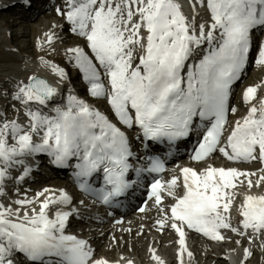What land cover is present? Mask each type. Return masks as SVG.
Segmentation results:
<instances>
[{"label":"snow or ice","instance_id":"1","mask_svg":"<svg viewBox=\"0 0 264 264\" xmlns=\"http://www.w3.org/2000/svg\"><path fill=\"white\" fill-rule=\"evenodd\" d=\"M64 4L57 14L85 41L84 47L67 49L69 59L82 73L88 94L105 101L113 118L70 89L63 95L45 78L33 74L17 79L5 94L13 107L23 110L27 122L0 113V196L9 170L23 166L24 158L43 153L57 168L71 166L82 192L112 205L135 190L131 173L139 177L165 171L158 156L149 157L143 167L134 166L132 160L140 157L121 126L138 129L136 139L145 147L165 141L171 146L196 132L199 138L191 156L196 162L219 152L234 163L264 165V98L253 103L257 87L246 88L242 100L249 105L247 113L229 124V112H236L229 105L233 85L248 64L253 32L264 29V0H189L191 16L179 0H64ZM45 37L51 44L55 34ZM42 62L60 82L67 79L64 68ZM255 63L264 66V45ZM57 97L62 98L56 101ZM260 171L264 173V167ZM30 172L24 166L18 179ZM100 174L103 184L97 188L90 181ZM253 176L255 172L238 168L208 166L199 172L183 167L168 181L153 179L149 198L156 205H162L165 196L174 201L168 211L160 208L164 215L157 224L160 230L167 225L178 234L181 264L187 251L186 229L213 241L225 239L222 229L240 236L248 230L253 237L264 235V195L250 194L264 183V175L255 183ZM245 183L248 192L238 209L241 231L229 218L236 189ZM181 186L183 194L177 196ZM13 204L0 203V264H17L20 256L27 264H110L94 256L87 240L66 231L77 209L69 207L72 197L64 190L44 189L35 198L16 199ZM250 255L245 248V259ZM152 258L164 264L155 254Z\"/></svg>","mask_w":264,"mask_h":264},{"label":"bare ground","instance_id":"2","mask_svg":"<svg viewBox=\"0 0 264 264\" xmlns=\"http://www.w3.org/2000/svg\"><path fill=\"white\" fill-rule=\"evenodd\" d=\"M16 1L17 0H0V3H2L0 5V11L3 12V10H5V8H9L10 9L11 8L10 6H14L15 4H17V3L13 4ZM179 2L182 5V9H183L184 13L186 15H188V16H191L192 15V8H191V6L189 4V0H179ZM49 6L46 4L45 7H43V9H42V12L46 13L44 15V18H45V21H47V24H46L47 28H45L44 31L42 29H40L39 32H38L40 34V41L41 42L39 43L40 45H38L36 50H38V55L40 57L41 56L42 57H41L40 60H31L32 63L29 60H25L26 62L23 65H19V68L17 70H15V72L7 73L5 76L8 77L7 82H9L8 86H10L8 89H10L12 87V85L16 82V80L19 78L20 74L24 76V78L22 77L21 79H26L27 76L35 74L37 76L39 75L40 77L47 79L51 84H53V86H56V87H58L61 90L62 82L59 81V77H56L51 72L50 68L47 67L42 61H48V62L53 63V64H55V65H57L59 67L61 65H64V66L70 65V66H72V69L69 71L70 73H72L71 71L74 70V68H75L74 61H70V59H69L70 54L67 52V49L72 48V47H77L78 45L75 44L74 42H72L73 45H70L68 40H64V36L65 37H68V36L70 37L71 35H73V33H71L70 26L67 24V22H66V20L64 18H63V21H62V25H61L60 22H55L56 24H54L52 22V20H49L51 18V14L53 13V12H49L51 10V7H49ZM197 10L200 11L201 13H203L202 9L197 8ZM35 17H36V14L28 12L27 14H23L21 16V21H19V22L18 21L17 22L14 21L15 22L14 28L15 29H21V33L19 34L20 36H18L17 41H20V40H24L25 41L27 39L26 40V45L27 46H32L31 35L29 33H30V30L33 31V27H32V25H29V24H34V25L38 26L37 23H39L38 21H35ZM198 20H199V18H198ZM25 21L28 23L27 25L24 24ZM61 28H62V30L64 31L65 34L64 33L63 34L60 33L62 31ZM46 33H54L55 34V39L54 40L57 41V42L61 41V42H59L57 44V46H60L61 43H63L64 45L67 43L65 45L66 47L64 48L65 51L62 53L63 59H61L60 56L56 57V55H54L53 52H51L48 47H43V46L46 45V37H45ZM14 35H16V34H14ZM63 40L66 43L63 42ZM0 41H1V43L5 42V41L7 42V45H6L7 47L6 48L11 53V54H9L11 57H6L5 61L15 60V61H18V62H22L21 60H23V57H25L26 55L24 56L16 48H13V47L11 48V45H10V42H9L7 36H6V38H5V36L0 38ZM12 41H13V39H12ZM252 58L254 60H256L257 59V55L254 54ZM249 65H250L249 68L252 69L253 72H251L250 75L248 76L249 77V82L248 83H252V84H249V85L256 86L258 88V91L262 92L261 89H264V80H263V78H264V66H262L261 68H257L255 65H252V64H249ZM261 75H263V77H260ZM74 80H76V77H74V76L72 77V79L65 80V83L67 85H69L68 86L69 89H73L75 87ZM78 82L80 83V81H78ZM84 84H85V89L87 90L88 85H86V83H84ZM79 89L82 91V86L79 87ZM83 93H84L83 98L87 102L91 103V105L93 107H95L93 105V103H92V97L87 92L86 93L83 92ZM1 96L2 95H0V97ZM6 98L11 99L9 96L6 97ZM53 103H55V102H53ZM98 104H99V102H98ZM50 105H52V104H50ZM1 110H2V108L0 107V111ZM16 113L17 114H16L15 117L21 123H26L27 122L26 117L24 115L18 113V111ZM106 115H109L110 118H113V116L111 114H106ZM113 122H116V121L114 120ZM131 133H133V131L130 130V129L128 130V132L126 131V135L128 137L132 136V135H130ZM136 133H137V131H136ZM187 141H188V139L185 140V142H187ZM152 148L154 150L155 149L161 150V147H155L154 146ZM155 154H158L159 156L163 157V156H166L167 153L166 152L156 151ZM24 161H27L29 163L28 157L24 158ZM262 167H264V165H261L258 162H252V163H247L246 164V168L245 169L256 173V176L252 177V180H253L254 183L259 178L260 174L264 175V173H262L260 171V169ZM256 171H258V172H256ZM54 183H56V181ZM263 185H264V183H263ZM240 188L244 189L245 192H248V189H246L247 188L246 187V183H245V185L240 186L237 189H240ZM260 188L261 187H253V189H251V192L252 191H258ZM2 189H3V191L5 190L4 183L2 185ZM43 190H44V187H42L39 190H37L38 192L36 193V191H29V190H22L21 189L19 191V193L21 195L25 196V197L26 196H31L32 198H35L37 196V194L42 192ZM1 197L2 196H0V202L4 203L5 205H7L8 203H7L6 199L1 200ZM39 199L43 200L44 197L41 196ZM139 218L142 221L144 217L140 216ZM136 225H137L136 221L132 220L131 222H129L128 225L123 224V225L117 226L116 228H120L121 231H125L127 233L129 228L130 229H135ZM148 226H150L154 230H158V231H163L164 232V236L163 237H157V238H160L162 242H164L168 237L173 236V234H174V232L172 230H170V228L168 226H165L163 230H160L159 229V225L157 223L153 222V221L150 222ZM137 232L138 231L135 230L134 234H137ZM126 238H128V237H126ZM126 238H125V240H126ZM104 240H106V237H105ZM88 241L90 243L95 244V245H97V243L99 242V241H95V240H88ZM139 243H140V241L136 240V241H134V244H133L137 251L139 250ZM245 248H247L251 252V257L250 258L245 259V256H244V249ZM257 249H262V252H263L264 251V242H260V241L252 242L251 244H249L246 247L243 246L236 253H232V255L228 254L226 257L218 256V257H214V259L218 260V261H216L218 264H251L249 260H251L252 257H254V260H252V263L260 264L259 262L255 261V259H257L258 255L260 254V252H258ZM139 254H141V253H139ZM231 257L233 258L232 261H231Z\"/></svg>","mask_w":264,"mask_h":264},{"label":"rangeland","instance_id":"3","mask_svg":"<svg viewBox=\"0 0 264 264\" xmlns=\"http://www.w3.org/2000/svg\"><path fill=\"white\" fill-rule=\"evenodd\" d=\"M1 4L2 3H0V5ZM31 4L36 7V6L41 5V1L37 2V0H35ZM47 4L48 5H52V6H50L51 10L49 9L50 10L49 12H53L51 14V18L49 20H52V22L54 24H56L55 22H60L61 25H62L63 17L60 16V15H57L56 9L57 8L63 9L65 7L64 0H47ZM10 7H11L10 9L9 8H5V10H3V12L0 11V38H2L3 36H5V38H6L7 34L10 33L11 36L10 37L7 36V38L9 40V42H10L11 48L13 47V48L18 49L19 52H21L24 56L25 55L26 56L23 57V60H21L22 62H18V61H15V60L5 61L6 57H11L9 55L11 53L6 48L7 47L6 46L7 42L5 41V42L1 43V41H0V95L3 96V97L2 96L0 97V107L2 108L0 113H4L5 114L4 118H7L9 120L16 119L15 116L17 114L16 113L17 111H18V113L23 115V110H21V109L18 110V105L16 107H13L14 102L11 99L6 98L8 96L5 94V92L9 88V87H7L9 85V82H7L8 77L5 76V75L7 73L15 72V70H17L19 68V65H23L26 62L25 60H29L32 63L31 60H40L41 59L42 56L40 57L38 55V50H36L38 45H40L39 43L41 42L40 41V34L38 32H39L40 29H42L44 31L45 28H47L46 27L47 21H45V18H44V15L46 13L43 14L42 10H35L34 8H32V9L27 10L25 12L17 13L18 10H22L20 4H15L14 6H10ZM28 11L31 12V13L37 14L36 17H35V21L39 22V23H37L38 26L34 25V24H29V25H32V27H33V31L30 30V33H29L31 35L32 46H27L26 45V40L27 39L25 41L24 40L17 41L18 36H20L19 34L21 33V29H15L14 28L15 22L21 21V15H23L24 13H27ZM24 24L27 25L28 23L25 21ZM61 30H62V28H61ZM60 33L63 34L64 31L62 30ZM14 34H16V35H14ZM12 39H13V41H12ZM64 40H68L70 45H73L72 42H74L75 44H78V43H81L82 41H84L83 38L78 37L75 34L71 35L70 37L69 36L68 37L64 36ZM64 40H63V42H65ZM59 42H61V41H59ZM59 42L54 40L51 44H49L46 41V45L43 46V47H48L49 50L51 52H53L54 55H56V57L60 56L61 59H63L62 53L65 51L64 48L66 47L65 45L67 43L65 42L66 43L65 45L63 43H61L60 46H57V44ZM60 67L64 68L65 71H67V73H70L69 72L71 70L70 69V65H67V66L61 65ZM75 71L76 70H72L71 71L73 75L76 73ZM251 72H253V71H252V69L249 68L248 71H246V73H245V77L244 78H245V81H247V83L249 82V77L248 76L250 75ZM22 77L24 78V76L20 74L19 75V79H21ZM98 102H99V104H97L96 107L100 111L101 110L103 111V109H105V108L107 110L108 107H103V106L101 107V104H104L105 101L98 100ZM41 185H42V183L40 185H38V184H30L26 188L30 189V187H32L33 189H39ZM109 239H111V238H109ZM109 251L113 252L112 249L109 250ZM257 251L260 252V254L258 255L257 259H255V261L259 262L260 264H263L264 263V251L262 252V249H257ZM112 252H111V255H113ZM100 253L101 254L107 253V247H105V246L102 247L101 250H100ZM252 260H254V257H252V259L249 260L251 264H252ZM253 264H256V263H253Z\"/></svg>","mask_w":264,"mask_h":264},{"label":"water","instance_id":"4","mask_svg":"<svg viewBox=\"0 0 264 264\" xmlns=\"http://www.w3.org/2000/svg\"><path fill=\"white\" fill-rule=\"evenodd\" d=\"M39 76V75H38Z\"/></svg>","mask_w":264,"mask_h":264}]
</instances>
